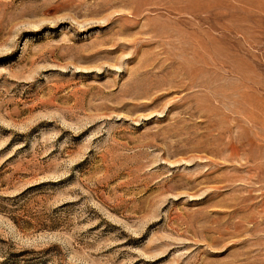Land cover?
Here are the masks:
<instances>
[{
  "label": "rangeland",
  "instance_id": "rangeland-1",
  "mask_svg": "<svg viewBox=\"0 0 264 264\" xmlns=\"http://www.w3.org/2000/svg\"><path fill=\"white\" fill-rule=\"evenodd\" d=\"M0 264H264V0H0Z\"/></svg>",
  "mask_w": 264,
  "mask_h": 264
}]
</instances>
